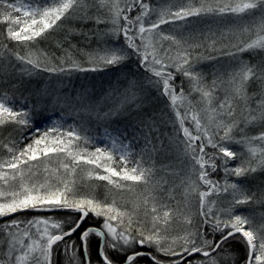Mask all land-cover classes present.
<instances>
[{"label": "snow or ice", "instance_id": "snow-or-ice-1", "mask_svg": "<svg viewBox=\"0 0 264 264\" xmlns=\"http://www.w3.org/2000/svg\"><path fill=\"white\" fill-rule=\"evenodd\" d=\"M225 16L237 17L241 26L219 36L211 28L198 35L195 29L180 31L190 27L192 18ZM72 20L94 27L87 32L69 28L58 42L63 55L53 62L36 45L50 30ZM0 23L7 25L4 38L26 50L22 55L0 43V62L18 61L22 75L118 68L135 58L147 75L143 80L127 79L123 91L107 98L112 101L107 110L101 112L99 102L83 93L65 102L74 103L85 115L108 120L131 105L141 107L150 88L165 98L174 116L169 145L188 161L183 175L171 172L180 177L178 184L155 177L152 157L164 145L159 135L153 137L158 127L151 117L143 121L147 131L139 153L125 134L117 133L105 146L90 149V137L74 127L62 131L58 124L43 132L34 129L39 134L23 147L14 139L0 141L6 152L0 156V264H54V251L65 257L64 264H237L227 247L231 241L244 247L242 264H264V223L257 225L252 217L235 211L256 195H249L239 178L264 170V131L243 134L250 125L264 124V61L242 58L246 52L264 51V0H168L163 6H153L150 0H0ZM163 25L176 27L165 32ZM73 34L87 41L95 37L100 46L78 49ZM229 34L236 41L221 48L236 66L226 79L221 75L208 83L196 63L215 57H204L198 50L206 45L217 51ZM74 53L91 67H84ZM253 84L258 91L250 93ZM15 103L8 92H0V127H32V113L17 109ZM237 130L239 136L234 134ZM217 171L224 173L223 181L212 178ZM92 180L106 182L103 199L94 185L89 188ZM124 192L133 198L118 200L117 194ZM221 194L229 198L218 207ZM193 196L200 218L195 226ZM176 223L186 227L177 229Z\"/></svg>", "mask_w": 264, "mask_h": 264}, {"label": "trees", "instance_id": "trees-1", "mask_svg": "<svg viewBox=\"0 0 264 264\" xmlns=\"http://www.w3.org/2000/svg\"><path fill=\"white\" fill-rule=\"evenodd\" d=\"M64 27L50 30L49 33L46 34V39H41L38 42L39 49L49 53L50 56L53 58V62H57L55 60L56 57H60L63 55V52L61 48L58 46V42L63 41L67 30L69 28H76L80 29L81 32H87L89 29H92L94 25L92 23L82 24L78 21L72 20V21H65L63 22ZM7 25L0 23V43H6L8 44L9 48H13L15 50H18L22 55L25 53V48L23 45H16L14 42L8 41L4 38V30ZM107 25H100V28H106ZM219 35V34H218ZM241 38L246 39V36H242ZM107 39V38H106ZM72 43L76 45L78 49H85V50H92L100 45L97 43V39L93 37L91 41L85 40L83 35L79 34H73L71 36ZM229 41H236L235 36H228L227 40H221V43L218 44H228ZM109 43H111L109 39ZM217 44V45H218ZM64 47H67V44L64 45ZM205 50H207L209 57H214L213 54H210V50L207 49V46L205 45ZM54 54V56L52 55ZM76 55V58L80 60L81 64L84 67H91L87 62L86 58L79 53H74ZM242 58L244 60L250 61L252 63H257L259 61H264V51H256V52H246L242 54ZM135 58L129 60L127 63L116 67H106L103 68V70H97V71H85V72H79V71H73L71 73H49L46 71H36L35 74L31 76L22 75L20 72L21 65L18 61L12 60V63L10 65H4L3 62H0V92H8L10 95H12L16 101L15 107L17 109L26 108L32 113L33 118V124L30 128H21L16 125H5L3 127H0V141L7 142L9 139H14L19 142V147H23L24 144L30 142L31 138L38 135V132H35L34 129L38 128L40 132H43V129H40V121L45 119L47 115L51 114V112H54L56 110L55 107L62 106L66 110L74 111L78 109V106L74 103L72 106H69L68 103L65 102V98H67L68 101H75L79 98V94L81 90L86 88V86H93L91 89L90 94L92 95L93 100H102V105L106 106L108 105V101L105 99L106 95H102L104 91L102 85H107V87L111 86L113 87L112 80L119 75H116V72L120 71L122 67L124 68H135L141 71V68L138 66L137 62L134 60ZM13 65L15 67H13ZM204 69V68H203ZM202 69V70H203ZM230 69V68H229ZM115 75H108V79L110 82H105L102 77V74L106 73H113ZM206 78L205 80L210 83L212 79H214L212 75L211 70H207L208 77H206L205 72H201ZM183 77H177V81L182 80ZM185 90L187 91V82H185ZM56 91H59L60 97L56 95ZM258 91V88L255 84L251 85L249 88V92H256ZM101 94V97L98 95ZM114 95H117L115 92ZM59 97V100L57 99ZM99 97V98H98ZM165 101V98L160 97L159 99L155 100V104L151 106L145 107L143 105L141 108H139V111L134 112H128L124 111V113L120 116H115L114 118L108 119L107 125H113L117 126V128H125V132L131 136L134 132H138L139 135L136 136L135 140L140 142L139 144H144V134L147 131L145 128V125L143 121L148 119L149 117L153 118L157 124L158 132L153 133V137L156 135L160 136V140L163 141L165 138L166 133L162 130L161 126L159 124L162 122L163 118L166 117L165 114L169 116V113H162V102ZM58 102H63V104H60ZM166 103V102H164ZM159 109V110H158ZM158 110V111H157ZM37 115L41 116L39 120H37ZM240 111L237 110V117H239ZM93 122L90 121V124L83 121V125H86L88 129H78L80 131H88L90 132L94 126V122L96 119L92 118V116H89ZM81 125H78V127ZM241 127H244L243 124H241ZM261 127V128H260ZM264 131V124L257 125V126H248L244 129L245 135L248 136H254L257 135L259 132ZM89 134V133H86ZM235 135L239 136L241 133L237 130ZM25 137H28L25 139ZM157 141L155 138H153V143H156ZM165 142V141H163ZM260 145V141L258 143ZM165 146V144H163ZM90 149H93L94 147L88 145ZM233 150H236L238 152L243 151V148L239 145H231ZM141 148V147H140ZM158 152V151H157ZM157 152L152 157V162L156 160ZM6 155V152L0 148V156ZM147 160V158H145ZM233 163H239V160L234 161ZM156 168V167H155ZM156 177V175H155ZM212 178L215 180L223 181L224 179V173L222 171H217L216 173H213ZM229 180H234L233 177H228ZM247 191L248 194L251 195L252 193H256L253 200L245 205L237 206V208L240 207V210L236 211L238 214L246 215V212L249 211L250 213H256L260 212L262 214V218H264V201L261 200L262 195H264V170H258L256 173L247 175L245 177L239 178V181ZM89 188L91 186H95V194L103 199L106 188V182L105 181H97L92 180L88 182ZM142 186L137 187V191H140ZM177 191V190H176ZM128 192L119 193L117 194V199L120 198L118 195H124ZM229 197L225 195L222 197L219 201L217 206L219 207L221 203H224L227 201ZM235 209V210H236ZM28 217L35 216V215H44V213H27ZM2 223V221H0ZM264 223V219L262 221ZM207 232V229H205ZM93 249L95 248V239H93L92 243ZM227 247L234 251L235 259L238 261V264H241L245 257V251L242 244L231 241L227 245ZM54 254L56 257H59V252L54 251Z\"/></svg>", "mask_w": 264, "mask_h": 264}, {"label": "rangeland", "instance_id": "rangeland-1", "mask_svg": "<svg viewBox=\"0 0 264 264\" xmlns=\"http://www.w3.org/2000/svg\"><path fill=\"white\" fill-rule=\"evenodd\" d=\"M150 3L153 6H158V5L163 6L166 3H168V0H150ZM132 15H135V12H133ZM241 23L242 22L239 21L238 18L234 16H225L223 18H216V17L192 18L190 22V27L188 29H181L180 31H192L193 29H195L198 35L200 31H207V29L211 28L212 31L216 33L217 36H219L226 29L239 28L241 26ZM175 27L176 26L174 25H163L162 30L165 32H172L175 29ZM228 36H233V35L229 34ZM231 42L234 43L235 41H231ZM217 49H218L217 51L210 50L211 51L210 54H213V56L215 57L214 59H211V58L200 59L196 63V68L199 72H205L206 77H208L207 70L209 69L212 72L211 76H213L214 78L217 76L223 75V77L226 79L228 71L236 66L234 63V58L229 57L224 54L226 49L221 48V44L217 45ZM198 51L202 52L204 57H209L207 50H205L204 48L199 49ZM134 60L136 61V59ZM120 69H121L120 71L116 72V75H119V76H116L112 80L113 87L111 86L110 88V87H107V85H102L103 88L106 87L104 91L101 90V92H103L102 95L104 94L106 95L105 99L108 101V105L106 106L102 105L103 101L100 100L99 98L101 97V94L98 95L99 100L92 99V95L90 94V92L93 86H86V88L81 90L80 94L83 93L85 94V96L90 97L91 102L98 101L99 102L98 108L100 109L101 112L107 110V108L112 103V101L107 98L109 97L110 94L114 95L115 92L118 94L117 90L123 91V88L126 85L127 79L143 80L144 77L147 75L142 68H141V71H139L138 69H136L135 71L134 67L132 68L122 67ZM102 75H103L102 79L108 83L110 82V80L108 79V75H115V74L113 72V73H106ZM59 93H60L59 91H56V95L60 97ZM160 97L161 96L156 91L149 88L147 90V94L144 97V102L141 105V107L143 105H145V107L154 105L155 100L159 99ZM164 102H162L161 112L169 113V116L165 114L166 117L163 118L162 122L159 124V126H161L162 130L166 133V135L163 140L165 142L162 141L163 144H165V146L163 150L158 151L156 155L155 175H156V178L165 176L170 184L172 183L178 184L180 177L172 175L171 172L172 170H175V171L181 172V175H183L184 172L187 170L188 161L182 157V155L176 150L175 147L169 145L168 137L172 136L173 134V127H172L171 121L174 120V116L172 115L170 109L167 107V104ZM60 104L64 105L63 102H61ZM55 108L56 110L54 112H51V114L47 115L45 119L40 121V127H39L40 129L47 130L48 128L53 127L54 125L58 124L61 126L62 131H66L73 127L76 128L77 130L78 129L86 130L88 128L86 125H83V121L88 124H90V121L93 122L91 118L89 117V115H85L84 113L79 112L78 109L74 111L73 110L69 111V110H66L64 107H62L61 105ZM139 108L135 107V105H131L125 111H128V112L135 111L136 112V111H139ZM91 116L92 118L93 116L94 118H96V119H93L95 120L94 126L92 127L93 129L90 132L83 131V134L89 133L86 135L92 139V144H91L92 147L105 146L106 144L110 142V137L116 135L117 133H122L126 135L127 140L132 142L134 152L139 153L140 150L144 147V144L143 145L139 144L140 142L135 140L136 136L139 135L138 132H134L130 136L129 134H127V132L124 131L125 128L120 129V128H117V126L107 125L108 120H105L102 117L97 118L96 115H91ZM40 117L41 116L37 115V118H38L37 120H39ZM78 125H81V126L78 127ZM257 125H261V124H255V125H250V126H257ZM254 143L256 145H259L258 144L259 141H255ZM145 158H147V156ZM165 187H167V185ZM176 190H177L176 191L177 199H181V196H180L181 189L177 188ZM225 195L226 194H221V196L218 198V201ZM118 197L120 199L122 198L123 201L127 202L133 198V194L127 193L124 195H118ZM214 198L216 197H210L209 199H214ZM221 204L219 205L221 206ZM126 206L130 207V204H127ZM190 210H191V213L193 214V225L194 226L198 225L199 220H200L199 215H198V202H197V198L194 196L191 198ZM238 210H240V207L237 208L235 211H238ZM246 216L252 217L257 225L261 224L264 219L262 218L263 216L260 212H256L253 214L247 211ZM174 227H176L177 229H182L183 227H186V226L180 223H176L174 224ZM53 261H54V264H64L65 257L61 254H59V257H56V255L53 254Z\"/></svg>", "mask_w": 264, "mask_h": 264}, {"label": "flooded vegetation", "instance_id": "flooded-vegetation-1", "mask_svg": "<svg viewBox=\"0 0 264 264\" xmlns=\"http://www.w3.org/2000/svg\"><path fill=\"white\" fill-rule=\"evenodd\" d=\"M242 262V261H241ZM144 263H146L147 264V261H145ZM242 264V263H241Z\"/></svg>", "mask_w": 264, "mask_h": 264}, {"label": "water", "instance_id": "water-1", "mask_svg": "<svg viewBox=\"0 0 264 264\" xmlns=\"http://www.w3.org/2000/svg\"><path fill=\"white\" fill-rule=\"evenodd\" d=\"M6 219H10V218H6Z\"/></svg>", "mask_w": 264, "mask_h": 264}, {"label": "bare ground", "instance_id": "bare-ground-1", "mask_svg": "<svg viewBox=\"0 0 264 264\" xmlns=\"http://www.w3.org/2000/svg\"><path fill=\"white\" fill-rule=\"evenodd\" d=\"M237 264H238V261H237Z\"/></svg>", "mask_w": 264, "mask_h": 264}]
</instances>
